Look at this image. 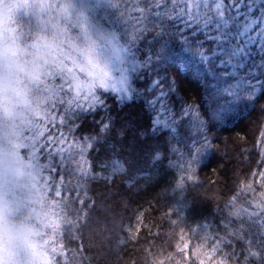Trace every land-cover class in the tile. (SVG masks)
<instances>
[{
    "label": "snow or ice",
    "instance_id": "1",
    "mask_svg": "<svg viewBox=\"0 0 264 264\" xmlns=\"http://www.w3.org/2000/svg\"><path fill=\"white\" fill-rule=\"evenodd\" d=\"M102 6L104 0H0V264H22L21 253L31 264H53L54 256L65 255L63 243L45 239L30 221L54 236L79 229L84 216H73L67 202L74 197L73 202L84 203L80 189L91 173L81 161L97 138L80 144L53 130L103 106L97 90H108L114 73L122 98L131 100L128 74L136 71L144 48L149 51L142 66L148 67L179 36L186 52L195 49L214 94L239 99L248 89L251 98L264 87V0H132L121 13L127 14L125 26L114 31H106L95 16ZM165 96L161 91L148 103L167 109ZM161 119L153 121L154 132L161 130ZM164 127L176 133L180 121L174 117ZM107 128L103 124L101 131ZM159 158L154 153L153 159ZM25 188L26 199L17 195ZM32 204L41 211H25ZM262 213L264 208L237 209L240 224L225 223V236L213 241L212 252L218 243L230 247L239 238L264 248V233L252 230L253 225L259 229ZM229 226L241 235L229 233ZM41 235V243L32 240Z\"/></svg>",
    "mask_w": 264,
    "mask_h": 264
},
{
    "label": "trees",
    "instance_id": "2",
    "mask_svg": "<svg viewBox=\"0 0 264 264\" xmlns=\"http://www.w3.org/2000/svg\"><path fill=\"white\" fill-rule=\"evenodd\" d=\"M131 2L110 0L113 6H103L96 17L112 31L122 29L127 14L121 13ZM148 51L137 54L131 100L102 93L103 106L60 128L72 142L97 140L81 161L91 173L80 189L84 203L74 197L67 202L66 210L84 220L59 236L65 255H56L54 264H264L258 241L233 239L212 252L225 223L240 224L236 210L264 192V180L258 182L264 87L252 99L241 93L231 102L206 86L195 49L186 52L179 36L143 67ZM161 91L167 109L148 103ZM161 117V130L154 132L153 121ZM174 117L180 128L171 133L164 125ZM156 152L159 159H153ZM252 230L264 233L260 226ZM227 231L236 232L231 226Z\"/></svg>",
    "mask_w": 264,
    "mask_h": 264
},
{
    "label": "rangeland",
    "instance_id": "3",
    "mask_svg": "<svg viewBox=\"0 0 264 264\" xmlns=\"http://www.w3.org/2000/svg\"><path fill=\"white\" fill-rule=\"evenodd\" d=\"M87 2L89 4L93 3V0H87ZM110 2V0H104V7H107L108 6V3ZM102 7H99L95 10V16L98 13L99 10H101ZM107 23V22H106ZM105 30L106 31H112L110 27H108L107 24H105ZM129 83H130V86H131V72H129ZM236 82L235 81H232V84H235ZM120 88V84H119V79H118V73H114L113 74V81L109 84L108 86V90H97L99 92V95L101 96L102 93H111V94H114V95H118L120 98H122V94L118 91V89ZM132 88V87H131ZM263 88V87H262ZM262 88H258L254 93H251V99L254 98L256 95H258ZM115 89V90H114ZM243 93V95L245 96V99H249L250 98V93L248 91V89H245L243 92H240L239 95ZM227 100H230L231 102L234 101V100H237L235 99L234 96H229L227 97ZM228 101V102H230ZM227 103V102H226ZM62 127V126H61ZM61 127L57 129H54L53 131L54 132H62V129H60ZM261 155L264 156V131H263V134H262V138H261ZM21 154L26 156L27 153H25L23 150H21ZM42 175L44 176H47L48 173L47 172H44L42 173ZM259 179H258V182L262 183V181L264 180V167L262 169V171L259 173ZM17 195L20 196L21 198H25L27 197V189H20L18 192H17ZM48 197L49 199H52L53 197L51 196V193L48 194ZM31 208H35L38 212L41 211V206L38 205V204H32V205H29V208L28 209H25V211H28L29 209ZM242 208H248V211L249 212H252V211H256V212H260L261 211V208H264V192L262 193H259V196L257 199L249 202L246 206H242V207H239V209H242ZM50 219H56V217H50ZM261 224H260V227L261 229L264 231V213L261 214ZM31 224H33L36 228V231H38L39 233H43L45 232L46 233V236L44 237L45 239H48V238H53V239H57L59 241V236H54L53 233L51 232L50 229H47V228H44L42 225H40L38 223L37 220L33 219L32 221H30ZM63 227V225H62ZM43 237L42 235L41 236H33L32 237V240L35 241L37 244L41 243ZM19 259L22 261V264H31L30 261H28L26 259V254L25 253H21V256L19 257ZM54 261H55V256L53 257V264H54ZM217 264V263H216Z\"/></svg>",
    "mask_w": 264,
    "mask_h": 264
}]
</instances>
